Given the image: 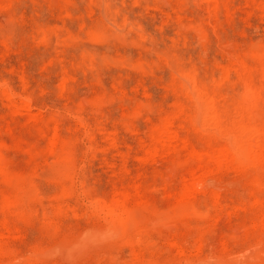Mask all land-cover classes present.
I'll return each instance as SVG.
<instances>
[{
	"label": "rangeland",
	"instance_id": "1",
	"mask_svg": "<svg viewBox=\"0 0 264 264\" xmlns=\"http://www.w3.org/2000/svg\"><path fill=\"white\" fill-rule=\"evenodd\" d=\"M0 264H264V0H0Z\"/></svg>",
	"mask_w": 264,
	"mask_h": 264
},
{
	"label": "bare ground",
	"instance_id": "2",
	"mask_svg": "<svg viewBox=\"0 0 264 264\" xmlns=\"http://www.w3.org/2000/svg\"><path fill=\"white\" fill-rule=\"evenodd\" d=\"M196 97V96H195ZM194 99H196V98H194ZM196 100H198V99H196ZM198 102V105L197 104H195V105H197L198 106V109H199V111H197L198 113H200V110L205 106V103H204V101L203 100H201V101H197ZM196 102V103H197ZM28 103V102H27ZM26 103V104H27ZM209 107V106H208ZM210 115V114H209ZM209 117V116H208ZM161 121V120H160ZM166 123V122H165ZM169 131L170 130H168V128L166 127V125H164V124H162L161 126H159V127H157L156 129H153V130H151L150 131V137L151 138H158L159 140H158V142L161 144V145H168L169 143H168V141L172 138V136H170L169 135ZM238 131L239 132H243V131H241V128H238ZM52 134V133H51ZM243 134H246V133H243ZM241 135V134H240ZM256 136V135H255ZM255 136L253 137L251 134L250 135H248V136H246L245 137V139H243V142L242 143H244V144H250L252 141H254V139H255ZM257 139V138H256ZM255 139V140H256ZM156 140V139H155ZM229 141H230V139H229ZM255 142V141H254ZM171 144V143H170ZM247 145V146H248ZM251 145V144H250ZM249 145V146H250ZM253 145V144H252ZM254 145H255V143H254ZM243 146V145H242ZM241 146V147H242ZM158 147V146H157ZM182 147V146H181ZM244 147V146H243ZM251 147V146H250ZM256 147V146H255ZM252 148V147H251ZM177 149V148H176ZM254 149H256V148H254ZM240 150V149H239ZM218 152H221V150L220 151H218ZM217 152V154H218V156L220 157V153H218ZM253 152V151H252ZM190 153H191V151H190ZM221 153H223V152H221ZM193 155H195L196 156V154H194V153H192ZM242 154V153H241ZM192 155V156H193ZM208 155V154H207ZM224 155V154H223ZM195 156H194V158H195ZM206 156V155H205ZM204 156V157H205ZM210 156H212L213 157V154L211 155H208V157L209 158H212V157H210ZM214 156H215V154H214ZM217 155L215 156V158H217L218 157ZM222 156V155H221ZM226 156V155H225ZM224 156V157H225ZM207 157V156H206ZM221 158V157H220ZM222 159V158H221ZM224 159V158H223ZM200 160V159H199ZM215 161V160H214ZM219 162V161H218ZM222 162V161H221ZM215 164V163H214ZM217 164V163H216ZM220 164V163H219ZM218 165V164H217ZM194 186V185H193ZM182 187H184V186H182ZM191 187V186H190ZM189 187V188H190ZM187 188V187H186ZM186 188H184V189H186ZM187 191L189 190L188 188L186 189ZM186 192V191H185ZM124 195V194H123ZM120 200V199H119ZM115 201L117 202L118 200H116L115 199ZM115 201H113V205H114V202ZM9 202V201H8ZM122 202L120 201V204H121ZM7 204V203H6ZM10 204V203H9ZM12 204V203H11ZM112 205V204H111Z\"/></svg>",
	"mask_w": 264,
	"mask_h": 264
}]
</instances>
